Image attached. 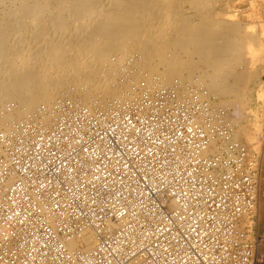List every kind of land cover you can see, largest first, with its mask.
I'll return each mask as SVG.
<instances>
[{"label": "built area", "instance_id": "built-area-1", "mask_svg": "<svg viewBox=\"0 0 264 264\" xmlns=\"http://www.w3.org/2000/svg\"><path fill=\"white\" fill-rule=\"evenodd\" d=\"M195 83L0 131V264H256L261 162ZM88 231L92 248L70 247Z\"/></svg>", "mask_w": 264, "mask_h": 264}, {"label": "bare ground", "instance_id": "bare-ground-1", "mask_svg": "<svg viewBox=\"0 0 264 264\" xmlns=\"http://www.w3.org/2000/svg\"><path fill=\"white\" fill-rule=\"evenodd\" d=\"M185 1L191 3L189 14L179 7ZM178 3L174 8L170 0H0V131L42 106L46 115L61 101L107 109L128 102L141 81L168 86L177 78L180 86L200 82L215 98L213 106L224 111L234 140L259 158V133L241 124L254 102L252 84L258 86L257 100L264 97L259 59L240 58L247 32L234 12H212V0ZM239 28L244 35L236 42ZM259 123L254 122L260 131ZM219 138L211 141L209 154L216 153ZM95 243L88 231L70 247Z\"/></svg>", "mask_w": 264, "mask_h": 264}, {"label": "rangeland", "instance_id": "rangeland-1", "mask_svg": "<svg viewBox=\"0 0 264 264\" xmlns=\"http://www.w3.org/2000/svg\"><path fill=\"white\" fill-rule=\"evenodd\" d=\"M179 1L180 0H170V6L172 5L171 7L175 8V5ZM212 1H213L212 12H214V13L218 12L220 14L224 13V15H226L228 13V11H231L232 13L234 12L232 14V15H234V18H233L234 21L236 20L235 21L236 24L239 25V27H242L243 28L242 30L245 29L244 32H247L248 35L247 34L244 35L243 34L244 32L242 30H240L241 28H239L241 33L238 32L239 33L238 34V33H236L237 30L236 31L234 30L232 34L236 33L234 36V39L236 40V42H240L242 40L241 38L244 35L245 38L243 37V39H245L247 41V46H246V49L244 50V54L242 51V54L244 56L242 54H240L241 55L240 58L241 59H245V58L249 59L250 58L253 60L259 59L258 60L259 63L257 62L258 63L257 67H259V69H262V70L260 71V77L258 78L259 79L258 81L264 82V48H263V45H264V0H253V1L252 0H218V1L212 0ZM177 5H179V3ZM179 7H182L185 9V12H184L185 14H189L191 11V3L187 2V1L182 2V5ZM227 9H228V11H227ZM234 10H236V11H234ZM242 24L244 26H242ZM237 25H235V26H237ZM247 26H249V27H247ZM240 34L242 35V37ZM237 35H239L241 38ZM236 36L238 38H240L241 40L238 41L239 39L237 40ZM248 43H250V45ZM252 45H253V47L255 46L254 49H252L253 51L251 50ZM259 45H261V48ZM247 48H249V49H247ZM248 50L252 51V53H251L252 55L250 54L251 51L249 52ZM247 51L249 52V54L247 53ZM259 52H261V53H259ZM245 53H246V55H245ZM238 57H239V55H238ZM236 62H237V60H236ZM175 80H178V79L175 78ZM257 92H258V86H256V84H252L251 96H252V101H254V102H251V104L248 106V109L246 110V113L244 116L245 119L241 121V124L244 127L250 129V133L251 132H254L256 134L259 133L257 135V137H258L257 145H258L259 149H258V151L254 150V149H252V150H254L260 158L261 169H262V185L264 186V97L261 98L262 100L261 99L257 100V97H256ZM254 97L256 98V100L254 99ZM217 102H218V100H217ZM219 105L222 107V105L220 103H219ZM254 112H255V114H254ZM256 119H257L258 123L260 122L259 123V125H261L260 131L256 127L258 124L256 126L254 124V122L257 123ZM249 148H251V147H249ZM260 155H262V156H260ZM259 207L260 208L257 212V217H256V221H255L256 230L260 235L259 252H258L256 264H264V199H262Z\"/></svg>", "mask_w": 264, "mask_h": 264}]
</instances>
